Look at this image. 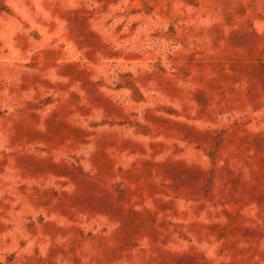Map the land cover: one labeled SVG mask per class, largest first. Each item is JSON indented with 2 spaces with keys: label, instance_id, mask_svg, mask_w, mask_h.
I'll use <instances>...</instances> for the list:
<instances>
[{
  "label": "rangeland",
  "instance_id": "1",
  "mask_svg": "<svg viewBox=\"0 0 264 264\" xmlns=\"http://www.w3.org/2000/svg\"><path fill=\"white\" fill-rule=\"evenodd\" d=\"M0 264H264V0H0Z\"/></svg>",
  "mask_w": 264,
  "mask_h": 264
}]
</instances>
